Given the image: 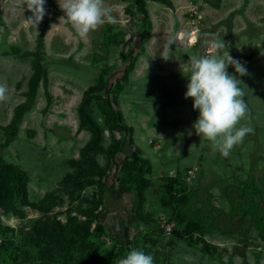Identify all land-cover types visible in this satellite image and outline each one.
I'll return each mask as SVG.
<instances>
[{
	"label": "rangeland",
	"instance_id": "obj_1",
	"mask_svg": "<svg viewBox=\"0 0 264 264\" xmlns=\"http://www.w3.org/2000/svg\"><path fill=\"white\" fill-rule=\"evenodd\" d=\"M170 1L145 0V18L136 0H104L117 22L81 36L58 0H46L39 22L27 0H0V83L8 88L0 100V159L26 172L32 203L18 204L23 217L0 208V264H62L63 250L45 254L48 243L35 229L60 230L71 217L86 243L78 240L67 264H116L127 245L152 251L155 264H264V0ZM191 3L201 15L196 25ZM216 37L224 38L223 49L210 47ZM39 48L47 85L40 81L13 127ZM204 54L231 55L248 69L240 76L248 111L237 126L253 131L227 157L196 133L199 111L185 97L187 61ZM101 78L132 142L108 128L106 110L92 99L103 149L90 153L96 174L80 176V187L69 175L92 134L80 126L78 109ZM114 139L125 143L118 161L137 150L147 165L142 173L139 164L119 170L111 184Z\"/></svg>",
	"mask_w": 264,
	"mask_h": 264
},
{
	"label": "clouds",
	"instance_id": "obj_2",
	"mask_svg": "<svg viewBox=\"0 0 264 264\" xmlns=\"http://www.w3.org/2000/svg\"><path fill=\"white\" fill-rule=\"evenodd\" d=\"M64 16L74 29L85 36L105 22L116 23L112 10L104 0H58ZM46 0H27V7L34 12V21L39 22L45 14ZM212 49H223L224 38L209 41ZM186 98H192L194 109L199 111L193 127L198 135L213 142L214 149L227 157L230 150L243 141L251 127L240 125L248 111L245 92L240 87V76L247 73L245 63L229 55L204 54L189 57ZM233 65L235 73L228 71ZM239 74V78L236 74ZM7 85L0 83V100L7 98ZM116 264H155L154 256L142 249L132 248L117 259Z\"/></svg>",
	"mask_w": 264,
	"mask_h": 264
},
{
	"label": "trees",
	"instance_id": "obj_3",
	"mask_svg": "<svg viewBox=\"0 0 264 264\" xmlns=\"http://www.w3.org/2000/svg\"><path fill=\"white\" fill-rule=\"evenodd\" d=\"M139 3L140 11L143 13L145 18H148V12L145 8V0H136ZM161 1L169 6H172L170 0H153ZM43 45V32H41L39 38V46ZM42 50L36 52V57L33 65V73L28 81V90L26 91L27 100L24 103L19 104L15 107L14 116L12 118L11 126H16L19 120L21 119L23 113L33 105L34 98L37 94V89L40 84V81H43L44 85H47V73L42 66ZM128 70V69H127ZM122 78H127L126 72ZM111 87V86H110ZM110 87L107 84V81L101 80L84 92L78 112L80 116V126H86L91 131V139L86 143V145L81 150V158L78 161H75L77 172L69 175L72 178V181L80 187H83L85 184L84 181L78 180L80 176H88L96 174L95 169L92 166L94 162L90 156L91 152H96L102 150L101 145L103 127L100 123L95 120L91 113L89 112L88 106L92 99H97L103 111L106 110V123L109 129L117 130L121 132H127L129 134V142H132L131 132L132 128L123 124L122 114L120 111H116L108 98L110 92ZM50 95H47L49 99ZM124 144H120V141L114 139L113 143L110 145V159L115 164L113 169V179L111 184L117 182V174L119 170H128L132 167H137L140 173L144 172L147 165V160L138 155V151L135 150L132 153H126L120 161L118 153L123 151ZM87 164V166H85ZM118 186V185H117ZM139 186V185H138ZM124 191L127 189L124 186H120ZM18 204L21 205H31L30 201L27 198V175L19 167L4 162L0 159V208L4 212H13L14 214L23 217L25 215L24 209L18 207ZM34 205V204H33ZM73 217L69 218L65 224H61L60 230L56 229L55 224H44L42 227L35 229L36 236L45 238L48 243L45 246L44 251L48 256H51L54 250H63L66 257L61 259L62 264H67L71 261L72 251L76 247L78 240H81L82 243H86L85 238L82 237V232L79 230L78 226H71ZM59 224V223H58ZM85 224V223H84ZM99 229H102L103 226H98ZM131 242H129L130 244ZM129 245H127V250H131ZM147 253L154 254L148 249H142ZM62 256V255H61ZM87 264V263H85Z\"/></svg>",
	"mask_w": 264,
	"mask_h": 264
},
{
	"label": "built area",
	"instance_id": "obj_4",
	"mask_svg": "<svg viewBox=\"0 0 264 264\" xmlns=\"http://www.w3.org/2000/svg\"><path fill=\"white\" fill-rule=\"evenodd\" d=\"M189 15H190V22L194 25L198 24V22L201 19V15L198 13V8L196 6H194L192 3L189 7ZM196 36V32L192 30V34L191 37L189 39V42H192V38ZM180 39H183L180 38ZM161 226L163 227L164 230L171 232L173 229V224L172 223H168L167 221H163L161 222Z\"/></svg>",
	"mask_w": 264,
	"mask_h": 264
},
{
	"label": "bare ground",
	"instance_id": "obj_5",
	"mask_svg": "<svg viewBox=\"0 0 264 264\" xmlns=\"http://www.w3.org/2000/svg\"><path fill=\"white\" fill-rule=\"evenodd\" d=\"M193 40V39H192Z\"/></svg>",
	"mask_w": 264,
	"mask_h": 264
}]
</instances>
